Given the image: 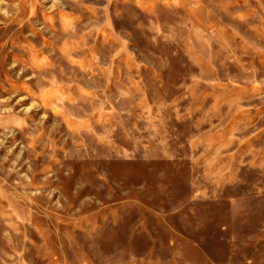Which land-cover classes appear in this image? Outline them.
I'll return each mask as SVG.
<instances>
[{"label":"rangeland","instance_id":"rangeland-1","mask_svg":"<svg viewBox=\"0 0 264 264\" xmlns=\"http://www.w3.org/2000/svg\"><path fill=\"white\" fill-rule=\"evenodd\" d=\"M0 264H264V0H0Z\"/></svg>","mask_w":264,"mask_h":264}]
</instances>
